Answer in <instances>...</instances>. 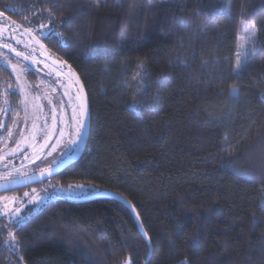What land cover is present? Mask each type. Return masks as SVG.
Masks as SVG:
<instances>
[{"label": "trees", "instance_id": "16d2710c", "mask_svg": "<svg viewBox=\"0 0 264 264\" xmlns=\"http://www.w3.org/2000/svg\"><path fill=\"white\" fill-rule=\"evenodd\" d=\"M13 1L0 0L3 16L45 15L54 32L39 39L88 97L84 153L50 180L129 200L153 246L148 264H264V0H30L24 11ZM242 17L258 47L237 77ZM138 72L148 74L139 116ZM0 81L15 84L1 62ZM8 99L12 112L16 90ZM147 254L131 212L110 198L59 197L19 229L0 228V264H143Z\"/></svg>", "mask_w": 264, "mask_h": 264}, {"label": "rangeland", "instance_id": "374dc122", "mask_svg": "<svg viewBox=\"0 0 264 264\" xmlns=\"http://www.w3.org/2000/svg\"><path fill=\"white\" fill-rule=\"evenodd\" d=\"M15 2L16 3L13 1L12 8L17 11H24V5H27L29 8H33V6L35 7L34 3L30 0H15ZM211 5L213 6L214 4L211 3ZM31 10L32 12L30 16L28 18L24 17L20 21H16L8 16L0 17V28L4 29L3 32H0V37H2L0 38V45L10 43L17 51L24 52L29 56V61L25 62L22 57L17 58L14 52H11L6 48L0 49V62L6 65L8 64V61H10V65L17 66V71L15 73L13 72L15 80L14 85L11 86L5 81H0V123L5 125L4 128L0 129V156L5 157L4 160H0V175L11 170L13 167L21 168V170L27 172L28 175L40 172L42 169L55 165L56 163L54 160L59 159L61 161L64 159L74 148L73 146H69L67 152L61 156L64 145L68 143V137L66 136L64 138V143L61 144L60 147L57 148V151L53 152L51 156L47 155L50 148H46L41 154V159H35L32 156V149L29 147V144L33 143L31 139L34 119L33 106L36 104L44 106L43 112H38L40 119L35 121L38 129L44 128L46 123L50 127V109L52 105H49V100H52L53 105L58 104L61 97L67 102V97H64L63 93L71 84L67 73L63 69L55 67L45 60L39 46L32 42L31 37L24 33L25 28L41 30L40 25L46 27L48 22L46 19L47 17L45 15L42 16L37 8ZM12 22H15V26ZM253 32H255V39H257L256 27L252 25L249 18L242 17L238 23V42L237 51L234 57V69L237 67V54L244 51L247 46L245 42ZM34 35H36V38H40L38 32L34 33ZM17 40L22 41V43L17 44ZM25 44H28L29 47L25 48ZM4 56L8 57V61L3 59ZM32 61H36V63H32ZM45 65H48V67H45ZM8 68L11 69L10 66H8ZM25 68L33 70L37 77L35 79H30L26 75L29 70L21 72V69ZM58 73H62L59 78H57ZM10 88L16 90L19 95V100L17 101V109L12 110V112L11 110L5 112L4 109H10L8 99V92L11 90ZM75 90L76 89L73 87L72 92L75 93ZM9 112H11L12 120L7 129L6 120ZM9 129L13 132L12 137H8ZM25 137H27L28 140L21 144L23 151L17 153L15 157L8 155L11 149L16 146V143L22 141ZM43 138L44 133L37 130L35 140L37 147L39 146V143L42 142ZM52 143H55V137L53 138V141L50 142V144ZM25 154L29 156L28 160L23 159ZM5 165H8V167L6 168ZM76 185L85 184H71L69 186L75 188ZM69 186H61L55 181L50 180L43 182L38 186L27 187L21 191L15 190L1 193L0 197H7L8 200H0V213L11 212L15 206L22 210L25 219L30 212V209H36L40 205L56 198H83L100 191L99 188L93 185H85L83 189H76V191L73 192L69 189ZM33 189H35V192H33ZM26 192L29 193V196L27 197L24 195ZM13 198H15L14 204ZM37 200L40 201V203H34V201ZM5 204H7V207L4 206ZM0 218L7 223L4 216L0 215ZM127 262H129V260H127L125 264H127Z\"/></svg>", "mask_w": 264, "mask_h": 264}, {"label": "snow or ice", "instance_id": "6c2138e0", "mask_svg": "<svg viewBox=\"0 0 264 264\" xmlns=\"http://www.w3.org/2000/svg\"><path fill=\"white\" fill-rule=\"evenodd\" d=\"M4 13L0 12V17H3ZM49 16L51 18V13H49ZM15 26V22H12ZM18 27V26H16ZM40 29H32V28H25L24 33L27 34L29 37H31L32 42L39 45L41 48H43V45L40 44V39L48 37L50 32H54V28H46L44 25H40ZM3 28H0V32H3ZM39 34L40 39L36 38V35L34 33ZM2 38V37H0ZM17 44H21L22 41L17 40ZM60 46L61 47H67V43L63 41V38H60ZM246 43V47L242 53L237 54V67L233 71V75L239 77L240 73L243 71V68L247 65L249 62L251 55L254 53L255 49L258 47L255 39V32L251 34V36L248 37ZM25 48H28L29 45L25 44ZM8 49L11 52L15 53V56L17 58H23L25 62L29 61V56L26 55L24 52L17 51L15 48L12 47L10 43L2 44L0 45V49ZM34 51V49H33ZM3 59L5 61H8V57L4 56ZM32 63H36V61H32ZM54 65L58 64V61L53 62ZM11 67L12 72L17 71L16 65H10V61H8V64L5 65V67ZM45 67H48V65H45ZM29 70L27 68L21 69V72ZM19 75V74H18ZM62 75V73L57 74V78ZM147 72H138L137 76L134 77V79H139L140 84L137 86L135 92L133 93V97L131 100L133 108L136 109V114L139 116L140 109L143 107V99L137 100L136 96L140 95L141 97H144L146 95V90L148 85L144 83V80L147 78ZM69 80L71 81V84L69 87H67L63 93L64 97H67V102L61 97L59 99V103L56 105L52 104V100H49V105H52L50 109V115H51V126L49 127L47 123L45 124L44 128L38 129L37 124L35 123L36 120L40 119V115H38V112H43L44 106L36 104L33 106V134L31 136V139L33 143L29 144V147L32 149V156L35 159H41V154L44 152L46 148H50V150L47 152L48 156H51L53 152L57 151V148L60 147L61 144L64 143V138L68 137V143L64 145V149L61 152V156L64 155L65 152H67L69 146H77L79 142L81 141L82 137L85 135V132L88 128V119L90 117V111H89V105L87 102V96L84 91L83 85L80 83L79 79L76 78L75 80L71 79V76L69 77ZM75 88V93L72 92V88ZM128 87V85H126ZM239 90L236 88L231 89L230 95L236 96L238 95ZM157 98H153V107H156ZM70 110V111H69ZM5 112L10 111V109H4ZM59 113V116H58ZM27 119V116H26ZM5 125L3 123H0V129L4 128ZM39 130L40 132L44 133V138L41 143H39V146L37 147L35 140H36V131ZM22 135V133H21ZM13 132L11 129L8 130V137H12ZM55 137V143L50 144L51 141H53V138ZM28 138L25 137L22 141L17 142L16 146L11 149V151L8 153V155H11L13 157L16 156L17 153H20L23 151L21 148V144L27 142ZM5 157L0 156V160H4ZM23 159L28 160L29 156L25 154L23 156ZM34 162V161H33ZM54 162L59 166V163L62 162L59 159L54 160ZM7 168L8 165H5ZM23 167V166H22ZM15 173V175H14ZM53 172L51 168H45L42 169L40 172L41 177L47 175L52 176ZM32 177L27 174V172H24L21 170V168H15L13 167L11 170L7 171L6 173L0 175V181H3V183H0V189H6L8 185H17L21 183H25L29 180H31ZM85 185H76L75 188L72 186H69V189L73 192L76 191V189H83ZM33 192H35V189H33ZM26 197L29 196V193L24 194ZM0 200H8L7 197H0ZM15 202V198H13V204ZM34 203H40V201H34ZM7 207V204L4 205ZM0 215L4 216L7 220V223L0 225V228L7 229L9 224L14 223L17 226V229L22 226L24 221V216L22 214V210L19 207H13L11 212L8 213H0ZM9 247H16V238L15 233L9 232ZM145 236L147 234L145 233ZM21 260H23V257H21ZM127 264H130L127 262ZM187 264V262H185Z\"/></svg>", "mask_w": 264, "mask_h": 264}, {"label": "water", "instance_id": "95a60500", "mask_svg": "<svg viewBox=\"0 0 264 264\" xmlns=\"http://www.w3.org/2000/svg\"><path fill=\"white\" fill-rule=\"evenodd\" d=\"M40 44L43 45V48H41L38 45L40 50L42 51L43 58L45 60H47L48 62H50L52 65H54V63H53L54 61H58L59 63L55 64L54 66L63 69L67 73L68 77L71 76L72 80H75L76 78H78L80 83L83 85L84 91L86 93L84 84L81 81L78 74L75 71L71 70L70 68L64 67V63L62 61L52 57L49 54L47 47L45 46V44L41 40H40ZM86 96H87V93H86ZM87 102H88V97H87ZM88 105H89V103H88ZM89 111H90V109H89ZM87 123H88V128L85 132V135L82 137L81 141L79 142V144L72 149L71 153L68 156H66L64 159L61 160L62 162L59 163V166H57V164H55V165L49 167L52 169V172H53L52 176L49 177V176L45 175V176L41 177V175H40L41 171H40V172L29 175L32 177L31 180H29L25 183L17 184V185H8L6 189H0V193L13 191V190L20 189V188L29 187V186L38 184V183L46 181V180H50L53 177H55L59 172H61L63 169H65L67 166L76 162L84 153V150H85L86 145H87V141H88V137H89V131H90V117H89ZM0 183H3V182H0ZM98 198H110V199H113V200L121 203L126 208H128V210L131 212L132 216L134 217L135 223H136L142 237L144 238L145 242L147 243L148 254H147V257H146L143 264H148V262L152 256V253H153V246H152V243H151L148 235L145 236L146 231L143 227L140 216H139L136 208L133 206V204L131 202H129V200H127L125 197L120 195L119 193H116V192H113L110 190H100L99 192H97L95 194L83 197L81 199L87 200V199H98ZM185 262H187V264H189L188 260H185V259L181 260L178 264H185Z\"/></svg>", "mask_w": 264, "mask_h": 264}, {"label": "flooded vegetation", "instance_id": "af4514ba", "mask_svg": "<svg viewBox=\"0 0 264 264\" xmlns=\"http://www.w3.org/2000/svg\"><path fill=\"white\" fill-rule=\"evenodd\" d=\"M11 86H12V85H11ZM10 89H11V90L8 92V95H9V93L12 91V88H10ZM11 120H12V119H11ZM11 120H10V123H11ZM6 121H7V120H6ZM10 123H9V124H10ZM9 124H8L7 127H6L7 129H8ZM7 129H6V130H7ZM32 186H34V185H32ZM37 186H38V185H37ZM29 187H30V186H29ZM25 188H27V187H25ZM25 188L16 189V191H19V190H21V189L24 190ZM13 191H15V190H13ZM12 232L14 233V231H12Z\"/></svg>", "mask_w": 264, "mask_h": 264}]
</instances>
